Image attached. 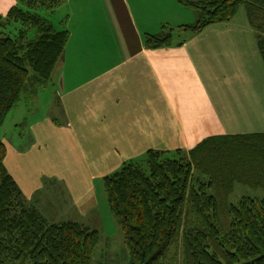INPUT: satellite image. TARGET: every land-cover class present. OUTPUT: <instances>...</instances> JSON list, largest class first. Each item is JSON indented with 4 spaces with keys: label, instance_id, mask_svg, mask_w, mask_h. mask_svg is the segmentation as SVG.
I'll use <instances>...</instances> for the list:
<instances>
[{
    "label": "crops",
    "instance_id": "1",
    "mask_svg": "<svg viewBox=\"0 0 264 264\" xmlns=\"http://www.w3.org/2000/svg\"><path fill=\"white\" fill-rule=\"evenodd\" d=\"M76 4L49 80L55 99L41 115L37 104L28 108L26 134L3 139L8 171L46 219L38 196L44 177L67 192L59 221L84 223L97 207V184L126 161L150 149L189 151L208 137L264 132V52L247 13L192 34L185 25L196 13L187 20L178 0ZM171 29V44L147 45L146 35Z\"/></svg>",
    "mask_w": 264,
    "mask_h": 264
},
{
    "label": "trees",
    "instance_id": "2",
    "mask_svg": "<svg viewBox=\"0 0 264 264\" xmlns=\"http://www.w3.org/2000/svg\"><path fill=\"white\" fill-rule=\"evenodd\" d=\"M21 1L28 7L7 13L22 23L18 34L0 31V130L23 93L50 80L69 37L38 12L63 0ZM178 1L196 13L185 25L192 34L232 20L244 6L264 52V0ZM172 33L146 35L147 45H169ZM6 155L0 137V264H92L99 230L48 221L8 171ZM103 180L130 264H174L175 249L183 264H264V132L208 137L189 151L150 149ZM238 185L261 195L233 202Z\"/></svg>",
    "mask_w": 264,
    "mask_h": 264
},
{
    "label": "rangeland",
    "instance_id": "3",
    "mask_svg": "<svg viewBox=\"0 0 264 264\" xmlns=\"http://www.w3.org/2000/svg\"><path fill=\"white\" fill-rule=\"evenodd\" d=\"M77 1V2H75ZM167 2V0H165ZM78 0H63L61 4L55 7L53 10H50L47 7H41L38 9V12L49 18L55 25L58 30L67 29V19L72 9L77 7ZM18 6L19 8H27L21 0H0V15L4 18L2 19L3 25L0 26V31L4 34L16 35L19 30L22 28L21 22L12 21L9 22L7 19V13L10 8ZM77 9V8H76ZM75 9V10H76ZM186 9V8H185ZM182 10V9H181ZM183 11V10H182ZM193 10L186 9V13L182 12V16L186 19L191 15ZM193 13H195L193 11ZM246 9L242 6L239 9L238 17L243 16L247 17ZM192 19V18H191ZM190 20V19H187ZM69 28V26H68ZM176 32L179 27H173ZM178 28V29H177ZM185 32L182 34L178 33L174 36V40L184 37ZM34 33H30L29 37H34ZM56 89H52L50 82L47 84H34L31 85L22 96L19 104L7 115L5 122L0 130V137L2 139H15L18 134H26V119L25 115L28 113V108L34 107L37 104V107H40L41 110L34 112L36 115H41L43 111L48 108L50 104V99H55ZM55 104V101H54ZM43 110V111H42ZM56 108H52V113L55 114ZM32 114V113H30ZM28 114V115H30ZM52 179V178H51ZM51 179L43 178V188L39 191L38 196L41 195L44 204H41L40 207L42 212L52 223L62 222L61 215L58 211L61 208V205H65L63 202V197L67 194L65 189L62 186H59L57 189L53 188L55 181L49 182ZM97 207L95 210L91 211L89 214H86V218L82 222L87 225H90L91 228L99 230L101 234V240L97 246L96 253L93 258L92 264H130L129 251L125 245L123 233L121 226L113 213L110 210L107 194L104 187L101 184H97ZM261 195L260 191H256L247 186L238 185L236 187L235 193L231 196V201L237 202L242 196H259ZM60 198V206L58 203L53 201L55 198ZM68 197V195H67ZM37 198V193H36ZM46 200V201H45ZM69 201V200H68ZM67 202V201H66ZM32 203V202H31ZM35 203V202H33ZM67 207L74 211L75 207L72 206L71 202L67 203ZM65 206H63V210ZM69 218V217H65ZM47 219V220H48ZM48 220V221H49ZM62 220V219H61ZM178 251V252H177ZM178 253V254H177ZM171 261L174 264H183L182 254L180 250H173Z\"/></svg>",
    "mask_w": 264,
    "mask_h": 264
}]
</instances>
